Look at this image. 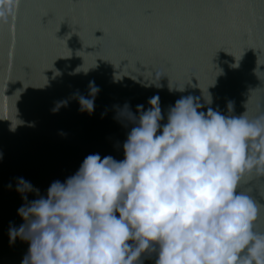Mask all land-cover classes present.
<instances>
[{"label": "water", "instance_id": "95a60500", "mask_svg": "<svg viewBox=\"0 0 264 264\" xmlns=\"http://www.w3.org/2000/svg\"><path fill=\"white\" fill-rule=\"evenodd\" d=\"M0 12V264H22L29 250L9 235L25 223L18 178L46 196L90 154L124 159L126 103L139 115L158 95L161 124L189 95L205 112L228 115L229 101L237 116L264 110V0H0ZM90 81L92 113L78 99L91 98ZM243 190L264 205V177Z\"/></svg>", "mask_w": 264, "mask_h": 264}, {"label": "clouds", "instance_id": "9594fccd", "mask_svg": "<svg viewBox=\"0 0 264 264\" xmlns=\"http://www.w3.org/2000/svg\"><path fill=\"white\" fill-rule=\"evenodd\" d=\"M89 90L78 99L92 113L100 89L90 81ZM149 104L139 115L127 103L118 111L132 125L124 159L90 154L46 196L18 178L25 223L9 235L29 243L22 264H264V205L243 190L246 177H264V110L237 116L229 101L228 115L205 112L189 95L161 124L159 96Z\"/></svg>", "mask_w": 264, "mask_h": 264}]
</instances>
